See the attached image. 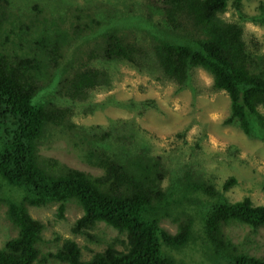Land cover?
Returning <instances> with one entry per match:
<instances>
[{
	"label": "trees",
	"instance_id": "1",
	"mask_svg": "<svg viewBox=\"0 0 264 264\" xmlns=\"http://www.w3.org/2000/svg\"><path fill=\"white\" fill-rule=\"evenodd\" d=\"M228 1L139 0L135 7L139 15L147 10L151 17L148 10L153 8L164 21L163 36H155L153 46L157 67L163 74L183 86L195 69L207 71L212 77L211 88L226 92L230 98V114L224 122L236 124L250 136L253 124L264 129V53L251 52L243 25L221 16ZM234 5L242 14L240 0ZM33 9L40 13L33 17L25 13L30 24L12 20L10 24L14 25L3 30L6 38L0 42V177L24 192L20 200L8 202L7 216L18 232L0 247V264H36L49 258L68 264H177L163 246L172 250L186 247L193 238L194 221L184 210L182 216L173 214L172 207L182 200L171 199L173 192L162 186L166 169L159 155L148 156L142 150L123 161L107 149L91 151L88 161L103 170L92 175L55 159L43 163L38 152L48 126L69 125L72 109L55 103L57 94L80 100L92 91L109 88L108 71L91 62L139 64L145 55L143 48L135 38L119 32V21L107 22L102 40L93 47L86 46L87 59L80 62L76 58L67 65L72 74L62 81V76L53 77L46 88L57 90L58 84L60 88L52 92V98L36 104L35 96L45 88L42 80L59 66L65 45L73 39L86 45L92 39L88 29L100 20L79 23L71 33L63 26V17L48 18L52 12L47 13L38 1ZM8 19L6 6L0 4V30ZM33 27L37 36L30 34ZM13 32L17 40L10 38ZM235 182V177L228 178L223 189L228 190ZM190 185H186L185 194L191 190L218 196L203 213V241L216 264H264V256L240 249L225 230L231 222L246 224L253 230L264 228V204L255 205L250 197L235 202L223 199L210 182L191 181ZM69 200H76L83 209L72 226L74 234L87 235L88 230L103 222L125 234V240L118 241L122 247L114 240L83 260L80 245L66 239L55 252L41 256L37 245L43 224L32 217L27 205L58 202L57 215L63 218ZM164 216L178 224L175 233L161 226Z\"/></svg>",
	"mask_w": 264,
	"mask_h": 264
},
{
	"label": "rangeland",
	"instance_id": "2",
	"mask_svg": "<svg viewBox=\"0 0 264 264\" xmlns=\"http://www.w3.org/2000/svg\"><path fill=\"white\" fill-rule=\"evenodd\" d=\"M37 1L47 13L52 12L49 16L45 13L48 18L63 17V26L71 33L79 23L90 24L98 19L100 23L88 29L92 39L86 45H81L78 39L65 45L59 66L51 69L48 77L42 80L45 88L35 96L36 104L47 97L52 98V92L60 88V84L56 85L57 90L46 88L53 77L62 76V81L72 74L67 65L76 58L78 61L87 59L86 46L93 47L102 40L101 32L108 27L109 21H119V32L130 39L135 38L145 52L139 64L91 62L108 71L109 88L92 91L88 98L80 100H69L60 93L56 95L55 103L72 109L70 121L68 128H46L38 146L40 160L46 163L49 158L55 159L61 164L99 175L103 170L88 161L91 151L107 149L123 161L142 150L148 156L159 155L166 169L162 186L173 192L171 199L182 200L177 207H172L173 214L182 216L184 210L194 221L193 238L186 247L172 250L163 246V250L174 256L177 264H216L203 241V213L218 196L191 190L185 194L186 185L190 187L191 181H206L213 183L221 198L228 201L250 197L253 204H264V129L254 122L252 135L248 136L236 124L225 123L230 114V98L226 92L211 88L212 77L204 69H195L183 86L163 74L157 67L153 46L155 36H163L164 21L153 8L148 10L152 17L147 15V10L139 15L140 10L135 7L139 0H64V3L63 0H0L9 15L0 30V42L6 38L3 30L14 25L10 24L12 20L30 24L25 13L33 14L31 17L40 13L33 9ZM235 1H228L227 10L221 16L242 24L248 49L263 54L264 0H240L242 14L235 7ZM34 30L33 27L30 34L37 36ZM10 38L17 40L18 36L13 32ZM261 111L264 114V109ZM230 177H235L236 182L224 190L223 185ZM23 194L22 189L9 185L0 177V247L17 235L18 228L7 216L8 202L20 200ZM58 205V202L27 205L32 217L43 224L42 239L37 245L41 256L55 252L66 239H73L80 245L83 260L91 258L94 252L103 250L114 240L119 248L122 247L119 242L125 240V234L103 222L88 230L87 235L74 234L72 226L83 214L81 205L76 200H69L63 218L57 215ZM160 224L170 233L178 229V224L169 216L162 217ZM225 230L240 249L257 257L264 256L263 227L253 230L246 224L231 222ZM36 264L68 263L49 258Z\"/></svg>",
	"mask_w": 264,
	"mask_h": 264
}]
</instances>
